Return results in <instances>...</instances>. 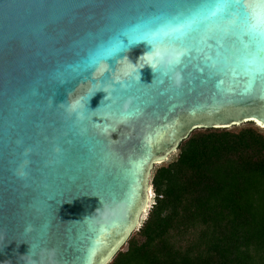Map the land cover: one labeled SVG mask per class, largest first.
Listing matches in <instances>:
<instances>
[{"label": "water", "instance_id": "water-1", "mask_svg": "<svg viewBox=\"0 0 264 264\" xmlns=\"http://www.w3.org/2000/svg\"><path fill=\"white\" fill-rule=\"evenodd\" d=\"M215 2L0 0V264H106L192 130L264 128V0Z\"/></svg>", "mask_w": 264, "mask_h": 264}, {"label": "trees", "instance_id": "trees-1", "mask_svg": "<svg viewBox=\"0 0 264 264\" xmlns=\"http://www.w3.org/2000/svg\"><path fill=\"white\" fill-rule=\"evenodd\" d=\"M153 203L106 264H264V128H197L149 175Z\"/></svg>", "mask_w": 264, "mask_h": 264}, {"label": "snow or ice", "instance_id": "snow-or-ice-1", "mask_svg": "<svg viewBox=\"0 0 264 264\" xmlns=\"http://www.w3.org/2000/svg\"><path fill=\"white\" fill-rule=\"evenodd\" d=\"M198 7L201 10H206L209 15L216 16L217 14H221V13L229 14L226 12V10H228V9L238 8V9L243 10L247 6L244 5L243 3H229L228 0H217V2H215V3H207V4L199 5ZM148 10L149 11L154 10V6L149 5ZM238 15L243 17L244 23L247 25L249 30H254L261 23V20L258 16H256V17L250 16L249 13L246 11H242V12L238 13ZM246 50H247V55L249 57V60L247 61L246 65H245V71H247L253 75L264 74V57L261 58V65L262 66L257 70V68L255 67L256 55H257V53L255 51V45L254 44L247 45Z\"/></svg>", "mask_w": 264, "mask_h": 264}, {"label": "rangeland", "instance_id": "rangeland-1", "mask_svg": "<svg viewBox=\"0 0 264 264\" xmlns=\"http://www.w3.org/2000/svg\"><path fill=\"white\" fill-rule=\"evenodd\" d=\"M153 203V194H152V190H151V196L149 197V207L151 206V204ZM148 207V208H149ZM148 210V209H147ZM146 213H147V211H146ZM146 213L144 214V216H143V218L145 217V215H146ZM142 218V219H143ZM140 225V224H139Z\"/></svg>", "mask_w": 264, "mask_h": 264}, {"label": "clouds", "instance_id": "clouds-1", "mask_svg": "<svg viewBox=\"0 0 264 264\" xmlns=\"http://www.w3.org/2000/svg\"><path fill=\"white\" fill-rule=\"evenodd\" d=\"M154 71V70H153ZM138 82L140 83V76L138 78ZM153 82V81H152ZM93 111V110H92ZM95 111V110H94ZM26 175V173H20V178H23Z\"/></svg>", "mask_w": 264, "mask_h": 264}, {"label": "bare ground", "instance_id": "bare-ground-1", "mask_svg": "<svg viewBox=\"0 0 264 264\" xmlns=\"http://www.w3.org/2000/svg\"><path fill=\"white\" fill-rule=\"evenodd\" d=\"M148 193H149V197L151 196V187L150 185L148 186Z\"/></svg>", "mask_w": 264, "mask_h": 264}, {"label": "built area", "instance_id": "built-area-1", "mask_svg": "<svg viewBox=\"0 0 264 264\" xmlns=\"http://www.w3.org/2000/svg\"><path fill=\"white\" fill-rule=\"evenodd\" d=\"M152 194H153V192H152Z\"/></svg>", "mask_w": 264, "mask_h": 264}]
</instances>
